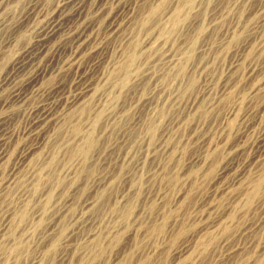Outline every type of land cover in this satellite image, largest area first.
<instances>
[{
	"label": "rangeland",
	"instance_id": "obj_1",
	"mask_svg": "<svg viewBox=\"0 0 264 264\" xmlns=\"http://www.w3.org/2000/svg\"><path fill=\"white\" fill-rule=\"evenodd\" d=\"M0 264H264V0H0Z\"/></svg>",
	"mask_w": 264,
	"mask_h": 264
}]
</instances>
